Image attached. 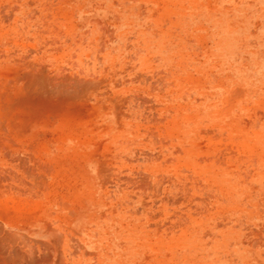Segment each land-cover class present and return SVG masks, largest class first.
Returning a JSON list of instances; mask_svg holds the SVG:
<instances>
[{
    "label": "rangeland",
    "instance_id": "rangeland-1",
    "mask_svg": "<svg viewBox=\"0 0 264 264\" xmlns=\"http://www.w3.org/2000/svg\"><path fill=\"white\" fill-rule=\"evenodd\" d=\"M7 251L264 264V0H0Z\"/></svg>",
    "mask_w": 264,
    "mask_h": 264
},
{
    "label": "bare ground",
    "instance_id": "bare-ground-1",
    "mask_svg": "<svg viewBox=\"0 0 264 264\" xmlns=\"http://www.w3.org/2000/svg\"><path fill=\"white\" fill-rule=\"evenodd\" d=\"M8 242H9V241H8ZM17 254H18V253H17ZM10 255H11V254H9L8 251H7V252H3V257L0 258V260H1V259H7V260L9 259L8 261L11 262L10 259H12V261H13L14 258H13V256H10ZM22 255H24V253H23ZM22 255H21V256H22ZM16 256H17V257H16L15 260H14V261H15L14 263H16V264H25V263H29V262H30L29 259H26V258H25V259H20V258L18 257V255H16ZM7 260H5V261H7ZM39 260H40V259H39ZM5 261L3 262V264L5 263ZM8 261H7V262H8ZM9 262H8V263H9ZM39 262L41 263L42 261L40 260ZM8 263H7V264H8ZM31 263H32V262H31ZM12 264H13V263H12ZM36 264H37V263H36Z\"/></svg>",
    "mask_w": 264,
    "mask_h": 264
}]
</instances>
